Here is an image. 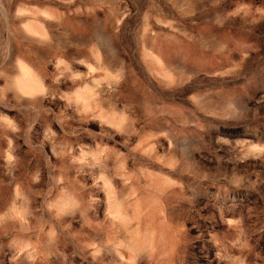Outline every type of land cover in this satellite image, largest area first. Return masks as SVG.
Wrapping results in <instances>:
<instances>
[{
    "label": "rangeland",
    "instance_id": "374dc122",
    "mask_svg": "<svg viewBox=\"0 0 264 264\" xmlns=\"http://www.w3.org/2000/svg\"><path fill=\"white\" fill-rule=\"evenodd\" d=\"M0 264H264V0H0Z\"/></svg>",
    "mask_w": 264,
    "mask_h": 264
}]
</instances>
